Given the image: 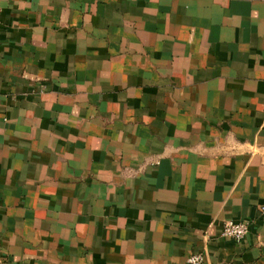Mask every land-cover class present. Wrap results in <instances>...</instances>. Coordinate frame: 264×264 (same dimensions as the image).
Instances as JSON below:
<instances>
[{"label": "crops", "instance_id": "crops-1", "mask_svg": "<svg viewBox=\"0 0 264 264\" xmlns=\"http://www.w3.org/2000/svg\"><path fill=\"white\" fill-rule=\"evenodd\" d=\"M262 207L264 0H0V264H264Z\"/></svg>", "mask_w": 264, "mask_h": 264}, {"label": "built area", "instance_id": "built-area-1", "mask_svg": "<svg viewBox=\"0 0 264 264\" xmlns=\"http://www.w3.org/2000/svg\"><path fill=\"white\" fill-rule=\"evenodd\" d=\"M261 214H264V207L260 209ZM248 232V225L244 222H233L225 221L223 223L220 236L222 238L230 239L234 242L239 243L242 241L244 236ZM204 261V256L201 254H194L187 258L188 264H202Z\"/></svg>", "mask_w": 264, "mask_h": 264}]
</instances>
